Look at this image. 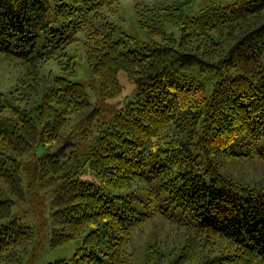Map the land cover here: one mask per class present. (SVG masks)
I'll list each match as a JSON object with an SVG mask.
<instances>
[{"label":"trees","instance_id":"obj_1","mask_svg":"<svg viewBox=\"0 0 264 264\" xmlns=\"http://www.w3.org/2000/svg\"><path fill=\"white\" fill-rule=\"evenodd\" d=\"M192 1L146 8V17L140 12L141 27L161 41H134L129 48L114 38L110 22L99 27L88 22V17H101L100 3L112 0H0V52L30 64L33 79L39 78L36 57L66 56L76 32L88 26L93 39L87 62L94 81L89 86L108 98L122 89L118 72L134 83L133 99L114 112L90 147L69 153L79 167L92 171L98 185L64 170L67 141L36 159L40 177L61 179L51 214L59 230L51 244L85 233L70 261L46 264L120 262L117 239L134 224L136 213L126 199L107 196L103 188L125 187L133 179L148 183L155 200L168 194L190 239L203 245L223 239L232 247L203 264H264V188L236 184L216 162L241 154L245 141L264 158V0L208 4L196 15L182 13ZM160 17L180 27L179 38L156 25ZM41 35L45 50L35 56ZM67 59L62 69L70 75L74 60ZM47 83L29 106L22 105L27 103L22 91H0V183L9 196H21L20 158L38 146L52 147L75 112L86 109L84 118L99 115L98 108H90L83 83L66 75ZM6 110L11 117L2 116ZM12 204L10 197L0 199V264H21L35 234L10 218Z\"/></svg>","mask_w":264,"mask_h":264},{"label":"rangeland","instance_id":"obj_2","mask_svg":"<svg viewBox=\"0 0 264 264\" xmlns=\"http://www.w3.org/2000/svg\"><path fill=\"white\" fill-rule=\"evenodd\" d=\"M105 1V0H103ZM111 5L99 4L98 15L94 18L88 17V22L93 26H100V23L114 25V38L125 41L126 47L132 48L134 41L141 43H157L161 37L150 35L139 23L140 12L146 17L149 12L146 8L165 7L173 5L176 0H116ZM237 0H193L190 4L181 8L182 13L196 15L208 4H230ZM108 3V2H107ZM164 10H160L162 13ZM147 13V14H145ZM103 17V19H102ZM156 25L164 33L180 37L181 30L178 25L165 17H160ZM87 26L75 34V39L66 48V56H58L42 60L36 57L34 60L37 69V77L32 78L31 65L26 64L21 58L8 56L0 52V91L3 93H24L22 105H31L40 97L45 90L47 81L58 75H66L69 79L83 83L86 87L90 108L99 109V115L91 118H84L86 109L72 114L60 137L54 142L52 147L38 146L34 151L20 158V175L22 180L21 196H9L6 189L0 183V199L12 198L11 217L21 224L32 227L35 230L34 237L27 247L26 253L22 257L21 264H46L48 261L65 259L70 261L73 254L82 245L85 233L83 231L74 232L70 239L58 244H51L53 234L59 228L54 222L51 214L53 211V199L60 177L44 178L40 177L41 172L37 170L36 159L42 156L45 151L57 148L63 141L68 145L62 154L61 162H64V170L73 172L74 177L82 180H89L95 184L99 181L95 175L84 164L80 167L70 159L69 153L78 149L87 150L93 143L96 136L109 124L110 118L121 107L133 99L134 83L123 71L117 73V80L121 85V91L114 97H102L98 90H94L89 85L94 82L93 74L87 62V48L92 42L93 34ZM44 40L41 35L36 41L33 54L43 52ZM67 56L73 58V73L67 74L62 69ZM41 79V80H39ZM30 83L29 86H23ZM23 89V90H22ZM108 108L109 111H106ZM3 117H11V111L6 110ZM239 147L241 154L234 157H220L216 159L218 169L236 184L264 188V158L251 151V143L248 141ZM29 170L31 172L29 173ZM77 171V172H76ZM27 172V173H26ZM76 172V173H75ZM72 174V175H73ZM50 178V179H49ZM107 196H121L126 199L127 206H130L136 213L134 224L129 228H124L122 234L117 239L120 262L117 264H203L204 261L220 256L224 251L231 250L223 239L206 240L205 244L195 239H190V232L181 220V212L174 203L169 202L168 194L160 193V198L155 200L153 191L149 184L139 179H133L128 186L109 189L103 188ZM168 198V199H167ZM167 199V201H166ZM164 207H166L164 209ZM95 223L88 224L84 231L92 229ZM64 239V238H61ZM194 246L188 254L184 251L190 250V245ZM203 245V246H202ZM107 260H104L106 263ZM255 264L254 260L248 263Z\"/></svg>","mask_w":264,"mask_h":264}]
</instances>
